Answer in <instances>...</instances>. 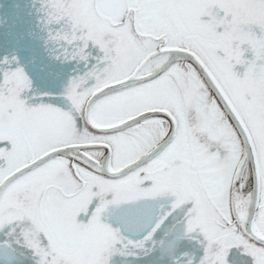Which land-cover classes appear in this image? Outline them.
<instances>
[{
    "label": "snow or ice",
    "instance_id": "obj_1",
    "mask_svg": "<svg viewBox=\"0 0 264 264\" xmlns=\"http://www.w3.org/2000/svg\"><path fill=\"white\" fill-rule=\"evenodd\" d=\"M0 264H264V0H0Z\"/></svg>",
    "mask_w": 264,
    "mask_h": 264
}]
</instances>
